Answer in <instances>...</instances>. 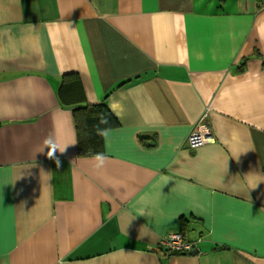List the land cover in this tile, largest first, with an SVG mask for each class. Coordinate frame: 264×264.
Segmentation results:
<instances>
[{"label":"crops","instance_id":"crops-1","mask_svg":"<svg viewBox=\"0 0 264 264\" xmlns=\"http://www.w3.org/2000/svg\"><path fill=\"white\" fill-rule=\"evenodd\" d=\"M258 4L0 0V264H264ZM100 101L103 162L73 118ZM181 217L197 254L161 246Z\"/></svg>","mask_w":264,"mask_h":264},{"label":"trees","instance_id":"trees-1","mask_svg":"<svg viewBox=\"0 0 264 264\" xmlns=\"http://www.w3.org/2000/svg\"><path fill=\"white\" fill-rule=\"evenodd\" d=\"M258 8L264 5V0H258ZM79 85L78 76L75 73L64 74L61 85V97L67 98L70 85ZM67 90V92H65ZM74 126L77 136V149L82 155H94L102 152V137L105 129L118 124L116 117L109 110L104 101L98 103H86L73 109ZM107 123H101V120ZM186 218L181 217L178 232L185 238ZM187 240V239H186ZM190 241V240H189ZM224 246L218 247L223 248Z\"/></svg>","mask_w":264,"mask_h":264},{"label":"built area","instance_id":"built-area-1","mask_svg":"<svg viewBox=\"0 0 264 264\" xmlns=\"http://www.w3.org/2000/svg\"><path fill=\"white\" fill-rule=\"evenodd\" d=\"M209 109L206 107L199 121L195 124L187 137V145L190 147L201 146L213 139L211 130L207 124ZM196 241L186 240L180 232H171L161 240V246L170 253L186 254L196 248Z\"/></svg>","mask_w":264,"mask_h":264},{"label":"clouds","instance_id":"clouds-1","mask_svg":"<svg viewBox=\"0 0 264 264\" xmlns=\"http://www.w3.org/2000/svg\"><path fill=\"white\" fill-rule=\"evenodd\" d=\"M101 123H107V121L102 119V120H101ZM46 143H47V141H46ZM53 153H54V151H49L48 156H49L50 158L53 157V156H54ZM96 159H97L98 161L103 162L104 157H103L101 154H98V155L96 156ZM56 163H57V165H59V160H58V159H57Z\"/></svg>","mask_w":264,"mask_h":264},{"label":"water","instance_id":"water-1","mask_svg":"<svg viewBox=\"0 0 264 264\" xmlns=\"http://www.w3.org/2000/svg\"><path fill=\"white\" fill-rule=\"evenodd\" d=\"M198 252H199L198 248H194L193 250H191L190 252H188V254L194 255V254H197Z\"/></svg>","mask_w":264,"mask_h":264}]
</instances>
